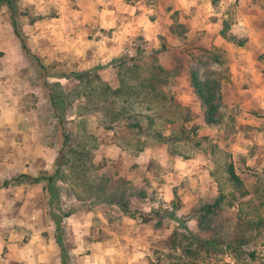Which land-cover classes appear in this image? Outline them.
Listing matches in <instances>:
<instances>
[{
    "label": "rangeland",
    "instance_id": "1",
    "mask_svg": "<svg viewBox=\"0 0 264 264\" xmlns=\"http://www.w3.org/2000/svg\"><path fill=\"white\" fill-rule=\"evenodd\" d=\"M11 2L0 4V264H264V229L227 245L246 230L238 202L226 199L207 219L200 213L220 196L211 144L231 154L250 192L245 200H256L264 183V0ZM164 42L169 51L159 62L179 72L169 91L190 114L186 135L200 127L195 142L173 146L177 154L167 142L135 154L119 142L134 143L138 130L106 129L90 118L95 168L114 190L126 183L130 213L113 202L79 200L62 182L53 202L45 183L4 184L22 173L55 172L60 117L73 129L84 101L74 73L101 67V78L118 89L115 60L148 61ZM192 71L220 83V126L206 125ZM60 89L65 96L54 106ZM179 126L165 124L162 133L170 137ZM193 236L225 245L209 248Z\"/></svg>",
    "mask_w": 264,
    "mask_h": 264
},
{
    "label": "trees",
    "instance_id": "2",
    "mask_svg": "<svg viewBox=\"0 0 264 264\" xmlns=\"http://www.w3.org/2000/svg\"><path fill=\"white\" fill-rule=\"evenodd\" d=\"M2 1L4 0H0V4ZM5 1L10 5L12 3L11 0ZM16 34L21 39L24 50L28 51L25 40L17 29ZM168 51V45L164 42L148 61L145 59L131 61L116 59L114 64L120 82L118 89H113L101 78L98 73L101 67H96L93 71L74 73L79 81L78 99L84 98V101L80 103L76 112L78 119L72 122L73 129H66V120L60 117L64 141L62 159L55 172L52 175L40 177L22 173L4 184L8 186L11 183L16 185L24 182L45 183L53 202L59 199L63 189L59 182H62L76 194V197L80 198L79 200L95 198L99 202H113L120 205L126 213H130L126 183L122 181L121 186L118 185L114 190L113 185L107 183L104 176H99L95 168L92 150L98 148V141L89 131L90 118L99 117L98 121L106 129L113 130L119 125H126L135 133L138 130L139 134L134 143L119 142L120 147L135 154L143 152L157 142H167L170 145V152L177 154L172 149L173 146L176 148L179 143L193 140L195 142L192 136H195L200 127L195 126L194 131L186 135V122L189 121L190 114L186 113V108L178 104L175 96L169 91V88L176 84L179 72L169 70L159 62V54ZM191 80L195 93L203 105L206 125L220 126L224 121V115L221 112L223 98L220 83L216 80H202L198 71H192ZM63 96L65 92L61 89L58 95L55 92L52 93L54 106H58L57 101L62 104ZM132 120H134L133 123H131ZM165 124H180V126L175 134L165 137L162 133ZM196 142L197 146L202 143L201 141ZM211 152L215 164L213 176L220 186V196L214 203L202 206L200 213L203 219H207L211 213L221 208L226 199L239 203L240 211L244 214L241 226L246 227V230L241 240L228 241L227 245L232 248L237 242L245 244L254 235L263 233L264 183L261 182L256 187V200L252 198L245 200L250 196V192L240 175L237 174L231 154L216 144H211ZM176 206L177 203H174V207ZM250 209L251 213L248 214ZM192 239L209 248L217 249L225 245L216 238L202 240L193 236ZM58 241L62 242L61 233ZM251 256L256 259L254 253Z\"/></svg>",
    "mask_w": 264,
    "mask_h": 264
}]
</instances>
